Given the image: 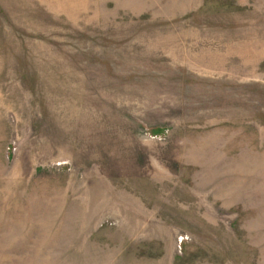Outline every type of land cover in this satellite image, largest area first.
Segmentation results:
<instances>
[{
    "label": "rangeland",
    "instance_id": "obj_1",
    "mask_svg": "<svg viewBox=\"0 0 264 264\" xmlns=\"http://www.w3.org/2000/svg\"><path fill=\"white\" fill-rule=\"evenodd\" d=\"M0 264H264V0H0Z\"/></svg>",
    "mask_w": 264,
    "mask_h": 264
}]
</instances>
